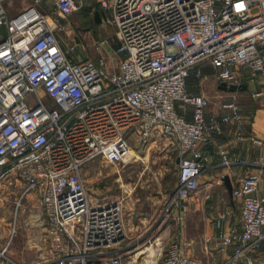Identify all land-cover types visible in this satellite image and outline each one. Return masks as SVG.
<instances>
[{
	"label": "built area",
	"instance_id": "2783aa9c",
	"mask_svg": "<svg viewBox=\"0 0 264 264\" xmlns=\"http://www.w3.org/2000/svg\"><path fill=\"white\" fill-rule=\"evenodd\" d=\"M85 1L23 0L11 16L14 0H0V197L1 185L12 178L23 190L21 199L37 193L51 264H124L114 248L125 233L122 202L94 195L83 167L99 157L112 164L132 160L130 131L142 148L163 134L180 157L165 207L168 216L177 214L179 228L163 264H197L182 217L183 202L200 188L209 162L200 144L243 115L234 93L222 115L207 116L209 100L188 89V78L192 71L201 77L210 64L220 81L239 89L238 70L244 68L263 76L252 96L264 101V0H94L115 27L118 71L109 69L107 40L94 43L97 59L74 62L69 53L78 42L65 47L56 33L61 19ZM254 142L264 146V138ZM222 157L226 167L237 161ZM261 180L259 171L234 185L242 224L220 228L221 248L233 249L222 264H264V253L254 254L264 252ZM7 248H0V262L16 264Z\"/></svg>",
	"mask_w": 264,
	"mask_h": 264
},
{
	"label": "rangeland",
	"instance_id": "374dc122",
	"mask_svg": "<svg viewBox=\"0 0 264 264\" xmlns=\"http://www.w3.org/2000/svg\"><path fill=\"white\" fill-rule=\"evenodd\" d=\"M14 2V7H9L11 16L23 7V0ZM95 3L94 0H86L81 11L68 18H62L56 33L64 46L70 47L74 42H78L73 51H80L81 56L86 55L93 59L99 55L94 43L107 40L106 49L110 52V56L107 54L108 62L111 61L112 69L117 67L121 60V54L116 50L115 27L104 19L101 22L96 20L93 8ZM5 4L8 6V2ZM239 72L253 80L257 79V75H252L244 68H239ZM240 81L243 86L244 80ZM218 88L222 86L218 85L217 90ZM229 88L231 89V86ZM40 94L50 104L45 99V92L41 91ZM30 99L33 101L34 97L31 96ZM127 137L135 150L132 160L112 164L104 161L102 157L96 158L83 167L84 179L94 195L111 196L122 202L125 233L124 238L114 248L123 254L124 264H163L168 244L177 235L179 228L174 216L165 214L164 209L177 184L179 167L176 162V146L168 144L163 137L156 138V142L153 138L147 147L142 148L137 141V134H133V131H130ZM258 166L260 169L264 168L262 165ZM204 178L208 181L203 184L204 190L200 195L212 205V184L208 185L212 183V177ZM19 188L13 178L1 185L0 248L8 246L6 255L16 264H51L50 260L54 259V256L50 254L45 227L38 218V215L43 217V210L37 193L32 191L21 199L23 190ZM19 199L22 200V206L19 209L16 232L13 233L16 203ZM151 213L155 214L152 218ZM139 215L148 219L141 221ZM184 233L186 239L200 236L196 229L190 232L187 227ZM158 244H162L163 248ZM186 247L198 260L197 264L199 260L200 264L210 263L206 250L192 246L188 239Z\"/></svg>",
	"mask_w": 264,
	"mask_h": 264
},
{
	"label": "crops",
	"instance_id": "0c3cea01",
	"mask_svg": "<svg viewBox=\"0 0 264 264\" xmlns=\"http://www.w3.org/2000/svg\"><path fill=\"white\" fill-rule=\"evenodd\" d=\"M79 52L71 51L69 58L74 62L90 58L86 55L81 56ZM108 54L110 56L109 51ZM110 63L108 62L109 69H111ZM111 70L118 71L119 65ZM239 76L240 79L244 80V85L239 87V89L232 87L230 89V86L220 81L215 69H212L210 64H205L204 74L201 77L196 76L195 72L192 71L188 78V89L192 93L203 94L208 98L207 116L222 115L227 109L224 105L234 93H237L238 103L243 115V119L240 122L233 121L221 124L220 132L213 134L208 144H200V148L209 157V162L204 174L201 176L200 188L183 202L182 223L184 229L187 227L190 232L196 229V232L200 235L199 237H187V239L192 246L199 247V249L202 248V250H206L209 253V264H222L233 250L232 247L221 248L220 228L234 225L241 229L242 224L241 202L230 195L227 186L222 182L223 176L230 174L235 185L241 177L261 171L262 180L259 186V193L264 195V168L260 169L258 166L263 165L264 167V146H259L254 142L256 138H264V101L261 98L252 96L254 91L261 89L263 76L261 74L257 75L256 80L249 78L247 75H241L240 72ZM218 85H222V88H218L219 91L217 90ZM41 91L45 92L43 89ZM216 97L219 99L217 100ZM45 99L50 101L46 93ZM163 137L168 144H175L163 134L155 136L154 141H157L156 138ZM175 146L177 150V145L175 144ZM222 153H227L230 159L237 161L230 167L223 166ZM204 177H212V183L208 184L209 186L212 184V205L200 195L202 190H204L203 184L208 181ZM208 188L211 189V187ZM222 213H225L226 216L222 217ZM151 215L152 218L155 214L151 213ZM176 215L174 214L173 218L177 220ZM139 219L144 221L148 218H143L142 215H139ZM177 224L179 225L178 221ZM200 243L201 245H199ZM158 245L163 248L162 244ZM158 245L154 246L158 247ZM263 253V251H260L254 254L260 257ZM0 264L5 263L0 262ZM198 264H200V260Z\"/></svg>",
	"mask_w": 264,
	"mask_h": 264
},
{
	"label": "water",
	"instance_id": "95a60500",
	"mask_svg": "<svg viewBox=\"0 0 264 264\" xmlns=\"http://www.w3.org/2000/svg\"><path fill=\"white\" fill-rule=\"evenodd\" d=\"M179 162H180V157L177 158V163H179ZM222 180L225 183V185L227 186L230 195L233 197L234 183H233L231 175L230 174H225L223 176Z\"/></svg>",
	"mask_w": 264,
	"mask_h": 264
},
{
	"label": "trees",
	"instance_id": "16d2710c",
	"mask_svg": "<svg viewBox=\"0 0 264 264\" xmlns=\"http://www.w3.org/2000/svg\"><path fill=\"white\" fill-rule=\"evenodd\" d=\"M94 10H95V18L98 22H101V20H103L106 16V12L100 7L99 4L95 3L93 6ZM81 11V10H80ZM79 12V11H78ZM117 45V43H116ZM97 59V58H95ZM222 86V85H221ZM235 88V87H232ZM178 155V154H177ZM178 157V156H177ZM177 162V161H176Z\"/></svg>",
	"mask_w": 264,
	"mask_h": 264
}]
</instances>
